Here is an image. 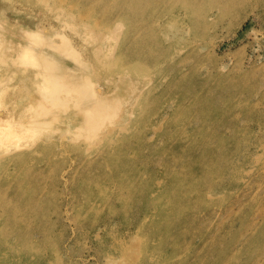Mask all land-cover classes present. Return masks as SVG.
<instances>
[{
    "label": "rangeland",
    "instance_id": "rangeland-1",
    "mask_svg": "<svg viewBox=\"0 0 264 264\" xmlns=\"http://www.w3.org/2000/svg\"><path fill=\"white\" fill-rule=\"evenodd\" d=\"M67 1L48 0V4L57 9L47 18L49 12L41 9L43 6L36 0H5L7 8L0 10V17H5V23L29 22L24 15L27 12L32 15L28 27L47 30L43 32L47 36L54 32L64 35L90 66L96 87L112 91L114 96L120 95L123 99L113 112L112 120L105 121L90 140L78 137L80 130L76 123L46 122L49 117L45 109L51 115L54 111L49 102H34L29 112L35 116V122L21 129L15 117L26 103L24 77L17 74L1 78L8 68L3 63V55L5 51L10 52V48L8 44L0 45V115L8 113L7 118L0 119V152L10 153V156L0 154V176L6 172L7 182L26 180L28 171L15 170V161L24 156L29 157L30 167L48 164L43 181L45 190L39 192L31 184H26L25 188L30 195L37 193L46 201L44 211L48 223L43 229L49 234L48 238L44 237L33 221L31 241L36 246L28 251L23 250L16 237L0 238V260L14 264H210L214 261L229 264L227 243L242 249L251 234L256 237L264 234V11L251 3L220 5L221 12L234 9V14L212 24L196 45L189 44L180 51L184 54L194 48L205 57L198 65L194 88H202L206 98L214 102L217 116L198 125L197 110H207V106L192 111L187 107L178 110L180 100L190 102L192 96L186 88L193 87L194 80L176 81L177 76L196 64L195 60H189L172 76V61L145 64L131 60L102 66L98 54L91 52L101 47L99 58L104 61L120 54L127 38L136 35L130 28L142 22L145 13L142 0H128V10L122 0ZM95 1L100 6L87 13V5ZM156 2L150 10L161 11V2ZM215 13L216 8L212 10V14ZM213 18L211 15L208 19ZM116 25L119 35L112 37L109 28ZM75 31L81 35H76ZM179 36L187 39V34ZM58 40L61 43L59 37ZM67 61L72 63L70 59ZM132 67H137V73L124 76ZM27 74L30 81L28 71ZM170 83H175L176 88L173 89V85L161 94ZM203 97L198 98L200 103ZM157 100L162 103L160 106L154 105ZM223 100L224 105L217 108ZM250 114L256 119L247 120ZM51 125H54L52 130ZM110 129L120 133L109 135ZM124 135L134 136L133 146L112 143L108 150L114 156L125 158V165L117 167V172L106 175L112 167L111 161L101 174L94 172L95 169L89 170L88 178L76 171L75 166L82 160H92L93 151L108 139L114 142ZM202 139L206 143H218L219 149L229 146L234 149L228 156L216 160L215 173L206 170L211 160L204 161L202 169L191 168L195 176L207 175L203 181L205 186L210 180L219 184L218 189L195 197L190 186L188 195L177 200L156 184L141 186L143 180L160 179L162 172L169 171L168 162L182 157L164 152L166 148L177 142L193 143L194 149L182 150L183 156H198L201 149L195 148V144ZM72 141L80 142L83 147L57 155L40 151L43 142L66 146ZM34 148L37 153L30 155ZM77 154L80 160L76 161ZM128 158L134 167H142L138 170L141 174L128 171ZM112 162L119 164L120 160L113 158ZM234 167L237 169L231 171ZM54 177H57L55 184ZM92 180L96 185L90 183ZM150 193L163 200L161 208L147 206L145 199ZM83 197L92 198L84 200ZM244 218L256 220L257 227L252 233L247 234L249 230L232 240ZM5 221L0 218V226ZM219 245L224 249H218ZM234 252L232 250L230 256ZM238 256L232 264H264V240L259 247L244 248Z\"/></svg>",
    "mask_w": 264,
    "mask_h": 264
},
{
    "label": "bare ground",
    "instance_id": "bare-ground-1",
    "mask_svg": "<svg viewBox=\"0 0 264 264\" xmlns=\"http://www.w3.org/2000/svg\"><path fill=\"white\" fill-rule=\"evenodd\" d=\"M43 7L41 9L47 10L51 18V14L57 6L52 7L48 4V0H36ZM88 0H75L74 2ZM161 2V11L150 10L157 5L156 0H142L145 5V13L142 22L130 28L131 33L136 35L122 44L119 55H116L108 61L100 60L101 50L99 47L91 50L94 55L98 54V62L102 66L107 64L111 66L112 63L120 64L122 62L129 63L131 60L143 61L145 64H156L160 61H172L173 65L170 70L173 71L174 76L178 68L183 67L189 60H195L191 68L186 72L177 76L176 81L182 82L183 80H189L193 78V87L186 88L188 95H191L190 102L187 104L184 100L178 102V110L187 107V110L192 111L193 108L200 107L202 105L207 106V110H197L198 125H201L206 119H213L217 116L215 110V104L211 99L206 98L202 88L197 90L195 86V76L198 74V65L203 63L205 57L203 54L197 53L194 48L187 49L184 54L180 51L187 45H196L198 41L205 36L206 32L215 22L224 18L225 16H231L234 14V9H223L221 12V6H226L231 2L237 5H246L248 3L260 8L264 11V0H159ZM164 1V3H163ZM67 2L72 3L73 0ZM122 4L126 5L125 10H128V0H122ZM5 0H0V10L7 8ZM221 5V6H220ZM100 3L98 1L91 2L87 5L86 12H90L91 9L98 8ZM216 8V13L212 14V10ZM243 9V8H242ZM241 9V10H242ZM240 10V11H241ZM17 11V9H14ZM123 11V10H122ZM29 22H23L15 20L5 23V17H0V45L8 44L10 52L5 51L3 57L4 64L7 65V70L3 71L5 75L1 76L2 79L9 75L20 74L24 77L23 83L25 90L23 93V100L26 103L21 106L22 111L15 117L16 122L21 127L32 126L35 122L34 115L29 112V107L36 101L44 103H51L54 111L52 115L45 109V114L49 117L46 120L49 124H72L76 123V127L80 130L78 137H84L86 139H92L99 129L103 126L105 121H111L112 115L119 107L120 100L123 99L120 95H115L112 91H104L102 88L96 87L93 80L92 73L89 72L90 66L82 58L76 47L72 45L67 37L54 32L52 36H47L45 31H36L28 25L31 23L32 15L25 13ZM59 15V14H58ZM213 15V20H209V16ZM164 16V17H163ZM119 25V23H117ZM75 27H73L74 29ZM38 29V28H37ZM110 35H119V27L109 28ZM75 34L80 36L78 31ZM180 34H187V39L183 40L179 36ZM14 35V39L11 36ZM3 36H7L6 39ZM53 36L56 39H53ZM61 39V43L58 40ZM100 38V35H97ZM178 45V47H176ZM194 47V46H193ZM18 59H22L24 62H20ZM67 59H70L72 63H69ZM30 73V81L27 74ZM137 67H132L127 72H124V76L134 75L137 73ZM229 81V80H227ZM225 82V80H224ZM229 84V82H227ZM176 88L175 83H170L163 88L161 94L167 89L173 86ZM136 88V87H135ZM193 93V94H191ZM204 96V97H203ZM203 97V102L200 103L198 98ZM223 99V98H222ZM225 103L223 100L217 105V108H221ZM162 104L159 100L155 102V106ZM5 111V107L4 110ZM248 115V119H256ZM8 113L3 112L0 115V119L7 118ZM231 117V121L234 119ZM14 119V120H15ZM7 120V119H5ZM51 130L54 125H51ZM20 129V128H19ZM120 133L118 130H109V135ZM135 139L134 136H122L112 142V138L108 139L106 143L93 151L94 156L92 160H82L75 166L77 172L84 178H88L87 172L95 169L101 173L104 172L106 167H109L111 161L112 167L106 175L112 174V171H118L117 167L125 165L126 161L122 155L114 156L110 154L109 147L112 143H120L126 147L133 146L131 140ZM82 141V142H83ZM195 148H200L201 153L191 156H183L182 150L190 151L194 149V144L177 142L170 145L164 152H168L171 155L180 154L182 157H177L174 160L168 162L169 171L162 172L160 179H154L153 182L149 180L141 181V186L146 187L149 185H158L168 196H175L177 200L184 199L188 193L187 189L191 186L192 194L195 197H200L201 194L213 192L220 186L213 181L208 180V183H203L206 174L195 176V171H191V168L202 169L204 161H208L206 164V170L215 173L217 170L216 160H220L230 154L234 149L230 146L225 149H219L221 146L218 143H206L204 139L196 142ZM80 142H68L66 146L42 143L40 151L53 152L54 154H62L69 150H76L82 148ZM57 148V149H56ZM21 150H18L20 152ZM25 152V151H24ZM22 152V154H24ZM37 148H34L30 155H35ZM163 152L160 153V156ZM3 156H10V153L0 152ZM0 155V157L2 156ZM140 155V153H138ZM113 158L120 160V163L112 162ZM28 156H24L15 161V170L24 169L29 172V176L24 181L7 182L5 181V174L0 176V218L5 219V223L0 226V238H8L11 240L16 237L18 244L22 243L23 250H33L36 245L31 241L30 224L36 221V230H39L44 237L48 238V235L44 232V225H47L48 220L45 217V203L46 201L39 198V195H30L25 188L26 184H31L37 191L43 192L45 190L44 180L48 171V164L43 167L36 168L30 167L27 164ZM80 160V156L77 154L74 158ZM128 171H133L141 174L138 171L142 167H134L133 161L127 159ZM71 169V168H70ZM237 168H232L236 170ZM114 173V172H113ZM99 174V173H97ZM178 174V175H177ZM198 179V182L195 181ZM54 184L57 182V177L52 179ZM92 185H96L94 180L90 181ZM56 194V191L54 192ZM79 195V193H78ZM80 196V195H79ZM92 197H83L84 200L91 199ZM82 199V198H81ZM109 200V199H108ZM148 207L161 208L164 205L163 200L153 197L150 194L145 199ZM111 205V204H110ZM110 213V211H109ZM256 220L251 218H244L241 221L236 233L231 237L232 240L238 238L242 233H252L257 227ZM264 240V234H260L258 237L250 235L246 238V241L242 245V249H238V246H231L227 243L228 249L227 263L232 264L236 262L244 248H249L252 245L258 247ZM260 243V244H259ZM218 249H224L222 245L218 246ZM260 249V248H259ZM235 252L230 256V252ZM8 251H12L8 248ZM210 264H216V262H209ZM0 264H14L12 261H1ZM219 264V263H218Z\"/></svg>",
    "mask_w": 264,
    "mask_h": 264
}]
</instances>
